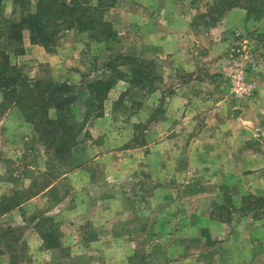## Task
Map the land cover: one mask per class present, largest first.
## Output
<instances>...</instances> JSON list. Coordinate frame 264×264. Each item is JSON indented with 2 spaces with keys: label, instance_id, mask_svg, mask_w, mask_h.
I'll use <instances>...</instances> for the list:
<instances>
[{
  "label": "rangeland",
  "instance_id": "1",
  "mask_svg": "<svg viewBox=\"0 0 264 264\" xmlns=\"http://www.w3.org/2000/svg\"><path fill=\"white\" fill-rule=\"evenodd\" d=\"M35 2L30 0L29 6L19 7L14 0H0V16L9 22H17L22 14L35 11ZM215 2L119 0L103 13L104 22L114 36L107 38L77 29L57 33L56 41L50 45L51 51L40 47L47 54H66L73 47L71 57L68 56L65 63L72 70L76 68L79 74L76 77L68 71L61 74L57 66L32 65L27 55L30 45L34 44L29 40L28 31L22 32L23 54L11 55V63L20 67L29 79L74 86L76 99L69 114L78 136L70 155L61 160L52 150L44 147L43 140L35 134L32 124L25 120L22 110L4 100L0 92V203L9 200L19 204L0 217V264H174L185 259L180 255L181 249L194 255L184 264H264L263 177L244 176L237 181L245 187L244 193L240 195L229 190L224 195L227 198L225 202H222L219 192L216 198L219 197L220 201L216 202L213 198L209 202L208 198L205 201L187 199L178 189L173 197L168 192H162V206H157L153 204V197L159 193L156 192V185L147 179L148 166L139 164L132 169L122 163L118 169L112 161L124 159L131 153L138 160V152L145 154L147 149H134L152 144L158 138V132L160 137L170 130V126L159 131L155 127L159 121L170 124L167 107L173 85L166 74L172 60L169 57L160 58L158 50L148 43L154 41L158 34L164 39L167 33H180L186 47L195 40L204 48L200 49L201 52L208 51V34L215 31L224 15L214 25L204 26V23H210L209 16L213 12L212 6H216ZM257 6L261 11L247 15L245 28L228 33L224 53L218 59L211 58L217 64L213 63V70L217 71L215 75L223 79L222 89L227 91L231 101L244 102L252 107L258 103L264 106V93L255 96L259 87L264 89V0H258ZM184 22H189L188 29L184 28ZM6 30L7 26L3 28L4 33ZM237 57L245 71L244 82L250 86L247 94L239 96L234 92L236 82L231 70ZM131 60L135 62L130 63ZM106 64L126 73L131 68H139L141 72H148L153 82L151 86L142 84L137 87L127 80H118L102 103V115L97 118L96 106L99 102L88 86L110 75L105 70ZM203 70L205 72L201 75L209 73L211 68ZM34 71L38 75L31 77ZM175 74L179 81L184 82L191 75L184 70ZM163 88L165 95H155ZM260 110L257 109V113L252 111L248 116L254 118L249 128L244 129L243 150L247 157L254 153L263 165L260 153H264V108ZM49 116L54 118L55 112L50 110ZM99 118H102L101 122L107 120L109 126L104 124L101 128L95 124ZM259 125L263 126L256 128ZM195 130H191V135ZM98 150L110 151V162L101 158L93 160L101 153ZM243 162L244 165L250 164ZM77 168L88 172L84 176L88 175L87 180L94 185H82L83 178L78 180L70 176ZM121 168L124 172L135 170L134 178H118L117 175L114 179L110 178ZM258 171L263 172V169L248 172L253 174ZM106 178L113 181L108 184ZM190 183L207 187V190L214 185L211 179L204 177H195ZM252 184L259 185L261 189L256 190L257 193L247 192L246 187L250 189ZM106 187L115 190L113 192L121 199L117 198L119 202L114 206L115 215L110 218L111 221L107 220L106 214H100L104 206L93 209L113 196L114 193L106 191ZM246 196H252L258 203L253 207L254 211L243 212L248 207L243 200ZM27 201L30 203L23 206ZM207 211L224 222L222 229L229 235L234 232L243 235L236 239L243 253L232 246L234 242L231 240L226 244H223L224 241L206 240L204 229L199 234L196 231L182 233L189 215L205 214ZM255 221L258 224L251 228L250 222ZM41 234L54 236L60 249H46L47 242ZM253 240L256 242V253L260 254L248 258L246 246L250 247Z\"/></svg>",
  "mask_w": 264,
  "mask_h": 264
},
{
  "label": "crops",
  "instance_id": "2",
  "mask_svg": "<svg viewBox=\"0 0 264 264\" xmlns=\"http://www.w3.org/2000/svg\"><path fill=\"white\" fill-rule=\"evenodd\" d=\"M189 21V20H188ZM189 23V22H188ZM184 22V28L189 27V24ZM247 24V14L241 8H233L224 13L222 19L220 20L218 27L215 28L214 32L208 34L210 44L208 46V51L201 52L200 49H204L199 46L198 43L193 40L188 47L184 45L183 35L180 33H167L166 37L163 39L161 35L158 34L154 41L148 43L158 50V56L160 58L169 57L172 61L170 68L168 69V75L171 78L173 85L172 93L169 97L167 111L170 118V124L161 123L159 121L156 123V130H162L163 127H169L170 130L165 132V135L156 138L152 144H145L143 147L134 149L139 151L141 149H147L145 154L139 153V159L135 160L136 157L133 153L128 154L124 159L112 160L114 166L119 169L122 163H125L129 167H134V169L140 164L148 166L147 179L156 185V192L159 193L153 197V204H160L164 200L162 192H168L172 195L179 190L187 197L193 200L211 199L219 202L220 198H216V194L221 193L222 202L226 201L225 196L228 191L244 193L245 187L241 184H237V181L244 179V176H261L264 178V164L259 163L260 159L255 158V154L245 156L243 150L244 144V129L249 128L252 119L249 118L251 112L257 113L261 112L260 109L264 106L260 103L256 106L246 105L244 102H239L232 100L229 97L226 90L222 89L223 79L217 77L216 70H213L214 60L211 58H217L221 56L225 47L227 46L226 37L230 31H241L245 28ZM169 42V43H168ZM73 51V47L67 50V53H49L47 54L45 50L38 45H30V50L27 55L30 59L32 65H37L38 63L48 64L49 67L53 68L57 66L60 69L61 74L68 71L75 77L79 76L76 68L73 70L65 63L66 58L71 56L70 53ZM42 52V53H41ZM39 56V60H37ZM69 56V57H68ZM58 60H61L58 62ZM57 62V63H56ZM69 65H72L71 63ZM217 66V64H215ZM76 67V66H75ZM211 68V70H210ZM209 71L201 75V72ZM82 71V69H79ZM184 70L187 73H191L187 80L179 81L175 72L179 73ZM59 72V71H58ZM37 72L31 77H35ZM57 78V77H55ZM222 91H220V88ZM164 88L157 90L159 95H165L163 93ZM259 92V93H258ZM264 93V89L259 87L257 95L260 96ZM263 112V111H262ZM264 114V113H263ZM262 114V115H263ZM260 115V114H258ZM166 116V117H167ZM203 117L205 121L203 122ZM256 117V116H255ZM263 117V116H262ZM257 118V117H256ZM99 118L94 122L97 125L102 126L105 124L109 126L107 120ZM263 125H259L260 128ZM196 129L194 134L191 135V130ZM157 133V132H156ZM247 139V138H246ZM100 144V143H99ZM99 144L97 146H99ZM133 150V151H134ZM101 151V150H98ZM108 151V150H107ZM101 151L93 160L103 159L109 161L112 153L110 151ZM132 151V150H131ZM135 151V152H136ZM261 157L264 159V153H260ZM250 162V164H245L244 162ZM110 162V161H109ZM245 166V171H244ZM251 166H254L253 169ZM111 167V164H110ZM83 168H77L70 175L75 177V179L82 180V185L91 184L94 185L92 181L87 180L88 175L84 176V173H88ZM256 173H250L248 171L262 170ZM81 171V173H80ZM135 170H130V172H124V169L118 172H113L110 178L114 179L117 175L118 178H127L132 180ZM195 177H204L206 179H211V183L214 184L212 189L198 187V184H191ZM106 178V183H111L113 180ZM76 180V181H78ZM207 185V184H205ZM112 186V185H111ZM97 187V186H96ZM197 187V188H196ZM246 187L247 192H255L261 187L257 184H252L251 188ZM111 191L113 194L115 190L111 187H106V191ZM101 191H104L101 189ZM100 191V193H102ZM45 193V192H44ZM141 193V192H140ZM223 195V196H222ZM118 195L113 194V196L108 197V200L103 203L100 202L99 207H93V209L101 208L100 214H106L107 220L111 221V217H114L115 205L119 202L117 198ZM157 198V199H155ZM119 199V198H118ZM121 200V199H119ZM189 202V201H188ZM30 201H27L24 205H28ZM186 205L188 203H185ZM61 205V204H60ZM59 205V207H60ZM106 208V212L103 209ZM194 215V216H193ZM191 219H187V218ZM186 218V228L182 233H191L196 231L199 232L204 229L207 236L204 238L212 241H233V247L236 250L243 253V248L240 246L236 239L238 240L242 237V234L229 235L226 230L222 229L224 222L221 221L219 217L214 218L207 211L205 214H192ZM258 221L250 222L249 226L251 228L255 227ZM194 227V228H193ZM188 231V232H187ZM257 235V234H256ZM199 236V235H198ZM257 238V237H256ZM240 241V240H239ZM241 242V241H240ZM246 246V256L250 258L256 252V242ZM185 251L181 249L180 255L185 259L182 263L174 264H184L187 262L189 257H192V253L186 254ZM260 252L257 254L259 255Z\"/></svg>",
  "mask_w": 264,
  "mask_h": 264
},
{
  "label": "trees",
  "instance_id": "3",
  "mask_svg": "<svg viewBox=\"0 0 264 264\" xmlns=\"http://www.w3.org/2000/svg\"><path fill=\"white\" fill-rule=\"evenodd\" d=\"M117 1L119 0H95V2L92 0H36L35 11L28 12L26 15L22 14L17 22H9L0 16V92L4 100H9L22 110L25 120L32 124L35 134L43 140L44 147L52 150L61 160L70 155V149L78 136V133H75L76 126L69 114L76 99L74 86L68 83L29 79L22 73L20 67L11 63L9 58L11 55L23 54L21 43L24 30L28 31L32 44L50 51L52 42L56 41L57 33L62 31L77 29L79 32L87 31L107 38L114 36L108 28L109 25L104 22L103 13L113 7ZM215 1L216 6H212L213 12L209 16L210 23H204V26L214 25L225 12L233 8L244 9L248 16L261 11L257 6L258 0ZM14 3L19 7H26L29 6L30 0H14ZM5 26L7 30L4 33ZM134 62L135 60L130 61V63ZM105 67L110 75L95 80L88 86L90 93L99 102L96 106L97 118L102 115V103L118 80H127L137 87L142 84L151 86L153 82L148 72H141L136 67L131 68L128 73L118 71L110 64H106ZM50 110L55 112L54 118H50ZM243 200L248 206L243 209V212L254 211L253 207L258 205L252 196H246ZM17 206H19L18 203L3 201L0 203V217ZM254 218L257 219L256 215ZM41 236L47 242L46 249H60V245L54 241V236L51 234H41Z\"/></svg>",
  "mask_w": 264,
  "mask_h": 264
},
{
  "label": "built area",
  "instance_id": "4",
  "mask_svg": "<svg viewBox=\"0 0 264 264\" xmlns=\"http://www.w3.org/2000/svg\"><path fill=\"white\" fill-rule=\"evenodd\" d=\"M236 58V60L233 61V65L231 67V70L234 72V81L236 82L235 85V94L236 95H244L247 94L250 91V86L245 84L244 78H245V71L243 70L241 66V61Z\"/></svg>",
  "mask_w": 264,
  "mask_h": 264
}]
</instances>
